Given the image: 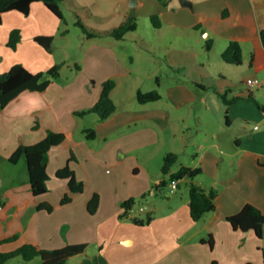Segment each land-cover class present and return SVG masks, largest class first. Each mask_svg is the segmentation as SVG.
Wrapping results in <instances>:
<instances>
[{
    "label": "crops",
    "instance_id": "1",
    "mask_svg": "<svg viewBox=\"0 0 264 264\" xmlns=\"http://www.w3.org/2000/svg\"><path fill=\"white\" fill-rule=\"evenodd\" d=\"M136 1L65 0L64 8L70 7L90 30L104 32L103 36L85 35L78 70L72 76L63 78L61 72L44 91L25 90L0 111V239L15 236L1 245V251L27 243L48 250L87 243L85 251L67 264H264V233L260 238L253 230L235 229L228 220L246 204L264 212L263 103L254 107L255 113L261 114L259 120L250 121L246 116L236 133L234 121L248 110L242 106L235 120L230 116L239 110L236 106L262 89H252L243 80L244 90L236 86L237 79L229 78L239 72L251 74L248 78H264V0ZM152 3L155 10L147 17L158 14L161 26L150 33L160 36L167 69L184 78L168 83L160 100L142 104L136 97L141 88L133 80L129 62L128 46L136 40L134 31L122 39L107 32ZM60 25L61 19L43 1L32 3L27 15L3 13L0 72L18 63L34 73L54 66L57 55L35 41L38 35H53L67 58L70 33L58 35ZM13 29L21 32L16 49L8 46ZM208 39L213 41L211 49L205 47ZM230 41L242 46L240 65L222 60ZM152 59L162 60L157 53ZM158 73L152 70L151 82ZM110 79L116 82L111 97L117 108L100 123L97 119L93 122L96 138H85V130L91 128L87 114L76 112L90 109ZM123 89L130 92L121 93L117 101L115 96ZM222 91H226L227 100L232 98L229 104L222 100ZM50 131L63 133L65 140L48 152V192L34 196L26 159L11 163L9 158L19 146L36 144ZM170 152L178 155L179 166L175 168L176 163L173 171L182 165L203 168L192 181L217 190L216 209L194 221L189 207L191 179L183 178L173 197L162 202L161 207L166 205L169 210L153 216L149 224L138 225L133 217L144 218L158 211V206L147 205V197L161 191L154 187L164 179L163 159ZM160 161V170L151 173V167ZM67 164L85 184L83 192H71L69 180L56 176ZM141 171L146 181H132ZM106 174L112 177L108 181ZM122 183L124 190L115 191L114 186ZM95 193L99 205L90 212L88 205ZM66 194L72 201L61 204ZM136 197L139 201L129 216L122 218L121 203ZM42 202L52 204L53 210H39L37 205ZM89 224L93 229L87 232L90 241L85 240V225ZM37 258L23 259V264H43Z\"/></svg>",
    "mask_w": 264,
    "mask_h": 264
},
{
    "label": "trees",
    "instance_id": "2",
    "mask_svg": "<svg viewBox=\"0 0 264 264\" xmlns=\"http://www.w3.org/2000/svg\"><path fill=\"white\" fill-rule=\"evenodd\" d=\"M36 1H43L59 19L65 20V15L61 7L62 2L65 0H0V23L2 22V14L8 11H18L25 15L29 14L32 3ZM160 1L163 2V0ZM165 4L166 3H164V5ZM151 22L154 27L159 28L161 26L160 16L158 14H152ZM75 25L78 26L88 38L100 37L104 34V32L90 30L81 19H78L75 22ZM137 27V17L134 13H131L121 25L107 33L117 39H122L128 33L135 31ZM20 40V30L13 29L9 35L8 46L12 49H16ZM261 40L264 46V30L261 31ZM35 41L48 51H52V45L54 42L53 35H38L35 37ZM212 45V39H208L206 41V47L211 49ZM221 57L226 63L235 65L242 64L243 50L241 44L237 41H230L227 48L221 54ZM60 70L61 65L55 64L45 71L34 73L23 64L18 63L13 65L8 71L0 72V111L25 90L44 91L53 80L59 78ZM115 85V80H108L102 88L98 101L90 109L77 111L76 114L82 116L88 113H96L100 120L108 118L117 108L111 97V92L115 88ZM136 97L139 103L145 104L161 99V94L156 89L145 92L138 90ZM223 98L227 104L230 103V100H227L225 95ZM226 117H228V115ZM85 134L88 139L96 138V130L94 128L86 129ZM64 140L65 135L63 133L50 131L40 142L28 146L21 145L10 156L9 161L11 163H17L22 157L26 159L27 170L34 196H40L48 192V152L53 146L62 143ZM177 161L178 155L176 153L170 152L164 156L162 164L164 179L157 183L154 188L155 190L163 189L166 187L168 181L173 178L191 179L189 186L190 213L194 221H199L206 213L212 212L216 209V197L218 192L215 188L207 190L192 181L196 176L202 173L203 168L201 166L192 167L182 165L178 170L173 171V167ZM56 176L59 178H67L69 180V188L73 193H81L85 189L84 183L76 178L74 171L68 164L59 169ZM142 198H145V196ZM99 199V194L95 193L88 205L90 212L96 210L99 205ZM71 201V195L66 194L62 197L61 204H67ZM137 202L138 201H136L135 198L124 200L121 203L123 213L120 216L128 217ZM37 208L39 210L51 212L53 210V205L48 202H42L37 205ZM152 219V213H148L145 218L133 217L132 221L138 225H145L149 224ZM228 220L235 229H241L244 231L253 230L258 237H263L264 212L252 204H246L238 214L230 216ZM14 238L15 236L9 239H0V264H6L9 260L18 256L22 257L25 261L40 257L43 264H67L71 257L84 252L87 246L85 243L68 244L62 248L48 250L40 249L34 244L27 243L20 245L12 251H1V245L5 242L14 240ZM212 264L217 263L213 262Z\"/></svg>",
    "mask_w": 264,
    "mask_h": 264
},
{
    "label": "rangeland",
    "instance_id": "3",
    "mask_svg": "<svg viewBox=\"0 0 264 264\" xmlns=\"http://www.w3.org/2000/svg\"><path fill=\"white\" fill-rule=\"evenodd\" d=\"M64 3H65V1L62 2L61 7H62V10L64 11V14H65V20H61V25H60L61 29L58 32V35H61L62 33L63 34L64 33H70V36L68 38L70 40L69 56L67 58H65L63 56V54L59 50L58 45L56 44L57 42L56 43L53 42L51 53H55L57 55L56 64L61 65L60 73L62 72L63 78H67V77L72 76V72L78 70L77 67L79 65H77V64H79V62H80L78 57L81 53V44L84 43L83 39H85V34L83 33V31L78 26L75 25V22L78 19H81L80 15L72 12L70 7L64 8ZM158 4L160 6H162L160 3H158ZM155 5L156 4H153V3L148 4L145 9L139 10L137 15H136V13H134L137 17L138 28H137V30L134 31V34H132V36L136 37V40H134L133 44L128 46L130 49V53H131L130 55H132V57L129 59V62H131L132 66H133V74L135 76V78H133V80L135 81L136 86H139V88H141L139 90H142L145 92V89L148 88V86H149L148 91L156 89L162 95L163 92H164V94H166V91L168 89V86H167L168 83H170L169 85H172L174 82H180L181 80H179V79L184 78V76L176 74V72L173 70L167 69V66L165 64V60H163L165 51L162 52L161 45L158 41L160 36H159V34L152 35L150 33L151 30L155 31L156 27L153 26L151 19H149L147 17V13L150 12V10H155V8H154ZM150 40L155 44V47H152L151 44H150V46L148 45L149 44L148 41H150ZM76 47H79V48L77 49ZM205 47H206V44H205ZM155 53H157L162 58V60H159L160 62H156L152 59V57L154 56ZM216 59H218L217 55H216ZM162 61H164V64L162 63ZM152 70H157L159 72L158 75H156V79L154 80V82H151V76L150 75H151ZM85 76H86V71H85ZM249 76H251V74L247 75L246 73H240L239 72L238 75H229V78L230 79H237L238 83L236 84V86L245 90L243 80L246 81V79ZM157 77L159 78V83L156 82ZM57 79H55V80H57ZM55 80H53V81H55ZM135 84H134V86H135ZM152 86H154L153 89H151ZM133 89H136V87L132 88V90ZM192 90H193V88H192ZM255 91H256V92H254L255 96L252 97V99L245 100V102H242L241 104L236 106L237 108L235 107V109H239V110H237V112L233 111L232 113H230L231 118L235 120V115L238 112H240V109H243V108H241L242 106L243 107L245 106L246 109L248 110L247 114L243 113V115H238V117L236 118V121H234V123L232 125V129H234L235 133L238 131L239 127L241 126V124H240L241 120L243 118H245L246 116H247L246 118L249 119L250 121L259 120V117H261V114L259 115V114L255 113L254 107H257V103L262 104L264 102V92L262 90H261L262 92L261 91L258 92V90H255ZM129 92H130L129 90L123 89L121 92H119L115 96V98H117V101H120L119 100L120 94L121 93L129 94ZM225 93H226V91L223 92L221 95L222 100L224 99L223 96ZM231 99L232 98H230V101H231ZM86 116H87L88 124H89V126H91V128L95 129V127L93 126V124H94L93 122H95L96 119H97V121H99V123L101 122L99 116L96 113H88ZM85 138H87L86 134H85ZM161 164H162L161 161H160V164H158V163L154 164L153 167H151V173L158 172L160 170ZM178 166H179V164L177 163L175 165V168H177ZM144 175H145V173L143 171H141L138 174V176L136 175L137 177L136 176L132 177V181H136V183H137V181L139 183L145 182L146 177ZM104 177L106 178V181H108V179L112 178L110 174H106ZM97 181L99 182V179H97ZM124 187H125V183L124 184L122 183V184L114 186V190L115 191H116V189H123L124 190ZM181 187L185 188V187H187V185L182 184ZM105 188L109 189L110 187L108 188V185H105ZM172 195H174V194H170L169 191L166 190V187L161 189V191L157 194V196L150 195V193H149V195L147 197L148 198L147 205H149L150 208L152 206L153 209H155V207L158 206V211L155 209L153 216H159L161 214L166 213L169 210L166 205L162 206V207H161V205H162V202L169 200ZM139 198L140 197H136L135 200L139 201ZM88 214L91 215V213H88ZM122 218H126V217H122ZM89 230H93L92 225L91 224L85 225V240L90 241V239H87L89 237V234L87 233ZM206 238L209 239V237H206ZM86 242H88V241H86ZM39 258L40 257H38L37 259L39 260ZM23 263H26V262H24L22 257L18 256V257L12 258L6 264H23ZM73 264H75V261H73Z\"/></svg>",
    "mask_w": 264,
    "mask_h": 264
},
{
    "label": "built area",
    "instance_id": "4",
    "mask_svg": "<svg viewBox=\"0 0 264 264\" xmlns=\"http://www.w3.org/2000/svg\"><path fill=\"white\" fill-rule=\"evenodd\" d=\"M245 83L248 85V87L255 89L259 88L262 89L264 92V78H248L246 79ZM264 107V102H263ZM179 185V179L173 178L169 181V193L173 194L177 190Z\"/></svg>",
    "mask_w": 264,
    "mask_h": 264
},
{
    "label": "water",
    "instance_id": "5",
    "mask_svg": "<svg viewBox=\"0 0 264 264\" xmlns=\"http://www.w3.org/2000/svg\"><path fill=\"white\" fill-rule=\"evenodd\" d=\"M136 2H137L136 0H132V4H136Z\"/></svg>",
    "mask_w": 264,
    "mask_h": 264
}]
</instances>
